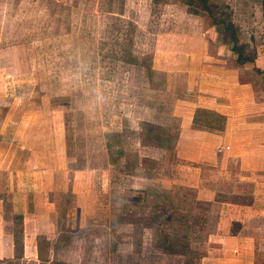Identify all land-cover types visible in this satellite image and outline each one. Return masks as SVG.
Masks as SVG:
<instances>
[{
  "label": "rangeland",
  "instance_id": "374dc122",
  "mask_svg": "<svg viewBox=\"0 0 264 264\" xmlns=\"http://www.w3.org/2000/svg\"><path fill=\"white\" fill-rule=\"evenodd\" d=\"M262 1L211 0L214 17L232 24L251 59L239 65L223 26L179 0H0V76L16 75L18 90L33 86L54 97L62 94L52 100L61 105L69 154L77 159L70 166L82 167L84 161L95 170L83 196L56 193V236L44 232L47 243L39 237V263L33 264H206L217 253L222 238L213 214L206 222L203 205L170 190L163 173L173 168L177 152L165 133L140 123V107L162 100L168 113L167 86L175 78L160 71L173 74L187 58V78L201 79L189 96L198 92L207 101L218 96L225 105L224 118L197 112V120L205 116L218 126L228 117L226 142L230 135L249 136L244 140L249 148L264 150ZM254 139L260 142L253 146ZM158 143L165 145L160 149ZM140 144L148 157L141 162ZM258 172L263 187L257 189L264 191V166ZM236 178L222 177L216 200L250 205L257 183ZM258 207L264 216V205ZM263 216L252 220L258 229L264 228ZM224 243L230 250V240ZM253 244L249 240L245 247Z\"/></svg>",
  "mask_w": 264,
  "mask_h": 264
},
{
  "label": "crops",
  "instance_id": "0c3cea01",
  "mask_svg": "<svg viewBox=\"0 0 264 264\" xmlns=\"http://www.w3.org/2000/svg\"><path fill=\"white\" fill-rule=\"evenodd\" d=\"M181 62L184 64L181 63L173 74L168 69L160 71L171 79L175 78L167 86L168 113L163 114L162 100L152 107H140V123L148 129L165 133L162 136L172 140L169 144L177 152L171 159L173 168L163 173L170 190H180V196L189 195L194 204L203 205L204 212L208 211L206 222L213 214V228L219 227L222 241L216 247L217 253L212 258H205L206 264H264V228L258 229V225L252 222L263 216L256 211L261 209L258 206L264 205V199L257 196H264L258 172L263 170L264 150L249 148L248 142L244 141L249 136L230 135L231 144L229 140L226 142V131L230 128L228 117L225 125H210L205 116L200 117L197 123L193 122L197 112L212 115L218 120L224 118L225 105L218 101L221 100L218 96V100L207 101L195 92L190 97L188 89L200 88L201 79L199 82L193 78L189 80L186 68L189 60L185 58ZM16 78L13 74L0 76V262L33 264L39 263V237L47 243L50 238L44 232L56 236L58 222L53 221L57 209L56 193L83 196L89 182L92 183L95 170L84 161L82 167L70 166L77 159L69 154L61 105L57 103L54 106L52 100L62 94L57 93L54 97L33 86L18 90L14 87ZM27 79L29 82L32 80L30 77ZM181 89L186 94H182ZM150 93L162 96L160 91ZM162 114L167 117L166 122L161 120ZM167 130L169 135H166ZM251 141L254 146L259 140ZM227 143L231 147L229 153L223 151ZM232 143H237L238 148H234ZM164 145L158 143L156 147L161 149ZM140 146L141 162L148 157L142 154L146 147ZM89 156L93 159V152ZM149 158L153 160V157ZM223 176H235L239 183H257L250 193V205L216 200L217 184L221 183ZM176 186L179 188L175 190ZM258 186L260 188L257 189ZM76 187L79 192L74 190ZM247 226L256 231L243 232ZM208 233L207 240L214 234L213 229ZM229 240L232 243L230 250L224 243ZM249 240L257 243L253 244L257 251H253L254 246L245 247Z\"/></svg>",
  "mask_w": 264,
  "mask_h": 264
},
{
  "label": "trees",
  "instance_id": "16d2710c",
  "mask_svg": "<svg viewBox=\"0 0 264 264\" xmlns=\"http://www.w3.org/2000/svg\"><path fill=\"white\" fill-rule=\"evenodd\" d=\"M186 6L195 8L199 11H202L207 15V17L210 19L211 23L221 24L223 26V32L227 37V44L229 46V51L235 55V61L237 64L242 65L244 63L250 62L251 59L247 55L244 54V46L242 44H239L236 30L230 24L229 22H225L223 20H217L216 17H214L215 10L217 9V6L211 2V0H179ZM261 15L262 19L264 20V0L261 2ZM220 16V15H219ZM193 122L197 123L198 120L196 118V115L194 114ZM45 264H48L46 262ZM54 264H61V263H54Z\"/></svg>",
  "mask_w": 264,
  "mask_h": 264
}]
</instances>
